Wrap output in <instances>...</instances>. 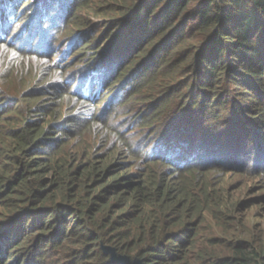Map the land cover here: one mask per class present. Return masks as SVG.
Masks as SVG:
<instances>
[{
    "label": "trees",
    "instance_id": "16d2710c",
    "mask_svg": "<svg viewBox=\"0 0 264 264\" xmlns=\"http://www.w3.org/2000/svg\"><path fill=\"white\" fill-rule=\"evenodd\" d=\"M85 1L94 2L89 8L95 17L114 18L107 40L113 50L101 65H95L101 53L88 55L98 40L88 31L90 17L77 20V0L39 2L28 19V0H0V47L15 62L27 60L23 73L31 78L8 69L10 59L0 60L8 65L0 72V264H109L102 246L145 264H264V232L245 238L234 218L241 204L229 206L230 195L217 182L228 173L264 175L258 150L264 151V134L249 122L259 115L264 130V0H105L99 7L103 0ZM22 20L25 31L12 37ZM63 49L77 56L70 67L79 70L64 74L61 62L50 64L43 90L33 89L36 97L28 101L42 95L55 100L58 93L74 99L78 119L67 123L76 129L60 122L59 103L51 112L31 106L24 100L29 95L18 96L13 87L14 79L21 88L41 83L46 73L35 64ZM132 68L139 73L126 83V94L159 71L175 78L186 69L196 79L187 82L190 90L198 91L192 109L211 125L224 118L228 132H236L231 148L222 146L228 136H208L207 148L172 164L163 145L136 151L133 142L112 133L113 148L98 157L93 130L99 127L108 140L110 108L101 119L91 113L92 103ZM91 114L96 121L85 125ZM239 125L249 132L237 138ZM203 149L209 158H202ZM124 151L132 161L119 162Z\"/></svg>",
    "mask_w": 264,
    "mask_h": 264
},
{
    "label": "rangeland",
    "instance_id": "374dc122",
    "mask_svg": "<svg viewBox=\"0 0 264 264\" xmlns=\"http://www.w3.org/2000/svg\"><path fill=\"white\" fill-rule=\"evenodd\" d=\"M104 1L105 0H103V2L98 1L97 3H100L98 7L103 6ZM28 2L29 3L25 9L32 8V11L28 13L25 19H28L32 16L31 13L37 8V4L39 2H42L43 5L46 6H49L53 3L52 0H28ZM94 5L95 4L93 1H90L86 6L85 0H77V2L73 5V8L76 9L78 7V9L75 11L77 20L90 17V20L92 21V25L88 31L92 33L93 38L95 37L94 40H98V43L96 42V44L93 46L94 48L88 50V55L95 56L97 51L101 53L95 63V65H101L109 60L113 50L114 44L107 42V40L109 36L108 28L111 25L109 22L114 18L112 16L95 17L94 13L91 12L92 10H90L91 7L94 8ZM23 21L25 20L20 21L19 25L15 26L14 31L12 32V37H15V35L21 33L23 30L25 31V22ZM80 29L86 30L85 27ZM26 40L27 32L24 34L20 43ZM6 48L7 47L5 46L0 47V60H6L7 58L6 61H9L10 59L11 62L9 66L6 64V61L2 64L0 63V72L5 70L6 66H8L7 68H10V70L12 68L16 69L17 67L18 69L16 70V75H23V77H27L25 78L26 80L30 81L31 78L28 75L29 73L27 75H24L26 72L23 73L24 68H26L29 64L27 60H20L17 58L15 62L13 60L14 57L12 53ZM74 58H77V56L69 54L67 50L63 49L54 57H51L49 62L46 61V58L40 59L38 63L35 64V66L36 68L39 67V71L41 68L46 73V75L41 78V83H36L37 86L27 84L24 86V88H21L19 87L20 83L14 79L13 87L19 89L17 91L19 92L17 95H22V97L29 95V97H26L25 99L23 98L26 101L30 99L31 95L32 97H36L34 95L35 91L33 89L37 88L40 91L43 90L44 84L42 85V83L44 82L46 76L51 74L48 68L54 64L61 62L60 66L64 71V74L79 70L77 65L70 67V64L73 63ZM31 67L32 66L30 65V68ZM138 73L139 70L133 71L132 68L127 74L124 73V76L120 80L115 81L113 84H107L109 88L107 92H104L103 90L99 98L92 103V106L95 104L96 107H91V113H95L97 116L100 115L101 119H103L102 115H104L107 112V109L110 108V113L107 114V118H109L110 121H107V123L104 125V128L107 129L106 131L110 132L109 137H107L108 140L106 141V139L103 137L105 132H101L99 127H96L93 130L94 132L96 131L97 136L95 137V141L92 142V147L93 152L98 154V157L107 155L109 150L113 148L112 146L115 144L116 140L113 136H111L112 133H114V136L119 134L120 138L123 137L126 142H133L132 146L136 151H138L140 147L145 148L146 146H149V149H152L156 145H163V149L168 153V157L172 164L186 162L188 161L187 158H193L195 152H197L199 149L207 148L208 144L204 138L208 136L215 137L222 141L226 140L228 136L227 143L223 144L222 146L228 149L231 148L236 132H228V127L226 126L228 123L225 122V119L221 117L217 123L211 125V121L207 120V118L203 116L199 110L192 109L194 107L195 100L192 101L191 99L197 97L198 91L195 89L192 91L190 90L189 83L187 82H193L196 81V79L187 75L186 69L182 70L175 78L170 77L166 72L159 71L155 73V77L145 81V83L141 85V89L139 87L135 94H126L124 92L126 89V83L128 81H135V77L138 75ZM64 84L70 88L69 94L76 93L74 86H70V84L66 83ZM168 85H172V90L170 89V91H168L165 95L162 94L164 92L163 88ZM234 91L236 92V90ZM172 92L173 95H171ZM178 92H180V95H178ZM42 96L43 97H40L39 99H36L32 102L28 101V103L34 107L44 106L48 107L49 109L51 108V110H48L49 112L54 111V107L59 103L61 116H63V119H61L60 122L65 128L71 127L72 125L67 122H74L78 119L77 115L79 105L74 101V99H67L66 95L62 97L61 93H58V97H56L55 100H50L47 95ZM209 96L213 97L214 95L210 93ZM113 97L115 98L112 101H109V99ZM1 98L2 96H0V99ZM230 98L235 99L236 102H240L241 97H236L234 95ZM102 99L106 100V103L104 102V104H99ZM125 100L126 102L124 103ZM26 101L24 103L27 104ZM222 101L223 100L220 101L221 108L225 105V101ZM241 104L250 106L245 101ZM92 115L93 114L87 116V120L85 122L87 124L85 125H89L91 121H96ZM259 118V115H252V118L249 121L255 128L257 135H261L262 133L264 134V130L260 129L259 127ZM222 124L225 126H222ZM72 126L74 129L77 128L76 124H73ZM238 127L239 132H237V138H239L242 134L249 132L247 127L244 125H239ZM170 135L174 136H172L165 145V138L167 140ZM75 142L76 139L70 141L69 146ZM109 145L112 146L109 147ZM261 145L264 146L262 143ZM122 149L123 147L118 148L117 154L121 153L123 151ZM192 149H195L196 151L194 152ZM258 150L260 156L264 154L262 147H260ZM198 152L200 153L201 151ZM202 152L206 156L202 157L203 159L209 158V152H206L204 149ZM254 152L255 150L252 148V155ZM122 155L123 156L119 162L128 163L132 161V158L125 151ZM242 155L245 156L246 152H243ZM116 162H118V160ZM261 165L262 166L260 168H264V162ZM249 168L252 169V167ZM253 170H255V168ZM217 182H222V188L225 189V191L228 193V196L230 195V197L226 199L229 206H231L230 203L234 206L241 204L240 206L242 208L240 209L239 213L234 216V218L241 221V224L238 223V225L240 232L245 234V238H250L260 230L264 232V175L246 177L243 174L228 173L225 178L219 179ZM10 264H13V262Z\"/></svg>",
    "mask_w": 264,
    "mask_h": 264
},
{
    "label": "water",
    "instance_id": "95a60500",
    "mask_svg": "<svg viewBox=\"0 0 264 264\" xmlns=\"http://www.w3.org/2000/svg\"><path fill=\"white\" fill-rule=\"evenodd\" d=\"M102 249L105 253V255L109 256V264H145L144 260L141 259H132L129 256H123L117 253V250L108 247V246H102Z\"/></svg>",
    "mask_w": 264,
    "mask_h": 264
}]
</instances>
